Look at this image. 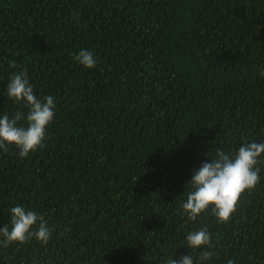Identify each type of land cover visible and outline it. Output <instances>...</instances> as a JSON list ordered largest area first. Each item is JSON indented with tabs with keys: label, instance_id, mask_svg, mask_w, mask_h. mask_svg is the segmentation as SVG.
Returning a JSON list of instances; mask_svg holds the SVG:
<instances>
[{
	"label": "trees",
	"instance_id": "trees-1",
	"mask_svg": "<svg viewBox=\"0 0 264 264\" xmlns=\"http://www.w3.org/2000/svg\"><path fill=\"white\" fill-rule=\"evenodd\" d=\"M21 69L55 116L44 148L0 150V228L20 205L56 231L0 264H163L205 226V264H264V163L229 223L181 215L217 149L264 143V0H0V117L28 111L6 92Z\"/></svg>",
	"mask_w": 264,
	"mask_h": 264
},
{
	"label": "clouds",
	"instance_id": "clouds-1",
	"mask_svg": "<svg viewBox=\"0 0 264 264\" xmlns=\"http://www.w3.org/2000/svg\"><path fill=\"white\" fill-rule=\"evenodd\" d=\"M73 59L87 69L97 66L92 51L81 49L78 54H73ZM8 67L20 68L15 60L10 61ZM260 75L264 76V70ZM6 92L9 99L23 105L28 111L23 113L18 110L11 117L7 114L0 117V150L8 152L10 146H14L20 158H27L45 147L47 127L54 119L56 101L52 96L37 98L26 69L10 74ZM21 121H25V124H21ZM262 154L264 143L255 141L243 143L233 154L217 149L211 162L203 163L187 184L191 188L186 202L181 205V215L187 217V222L194 223L211 209L219 223H229L244 194L251 193L260 182L261 168L258 165L264 163ZM10 211L11 228L7 224L0 228V245L5 248L12 244L23 245L33 238L43 245L48 244L56 230L49 227L43 215L20 205L12 207ZM186 241L192 252L179 260L167 258L163 264H205L216 255L212 235L206 226L188 232ZM197 250L199 256L194 259ZM227 264H235V261L229 259Z\"/></svg>",
	"mask_w": 264,
	"mask_h": 264
}]
</instances>
